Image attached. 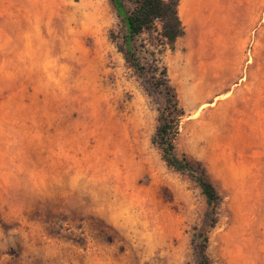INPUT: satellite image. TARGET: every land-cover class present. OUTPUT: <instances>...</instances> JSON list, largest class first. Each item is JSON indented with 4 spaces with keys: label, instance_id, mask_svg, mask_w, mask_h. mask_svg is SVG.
I'll use <instances>...</instances> for the list:
<instances>
[{
    "label": "rangeland",
    "instance_id": "obj_1",
    "mask_svg": "<svg viewBox=\"0 0 264 264\" xmlns=\"http://www.w3.org/2000/svg\"><path fill=\"white\" fill-rule=\"evenodd\" d=\"M178 14L173 46L159 23L133 39L140 76L110 0H0V264H198L199 248L264 264V0ZM163 78L183 109L175 152L221 196L209 229L200 187L151 142Z\"/></svg>",
    "mask_w": 264,
    "mask_h": 264
},
{
    "label": "trees",
    "instance_id": "obj_2",
    "mask_svg": "<svg viewBox=\"0 0 264 264\" xmlns=\"http://www.w3.org/2000/svg\"><path fill=\"white\" fill-rule=\"evenodd\" d=\"M131 8L126 7V0H110L120 22L118 36L112 33L115 38L118 51L126 63L132 67L137 74H144L139 57L132 44L133 39L140 33L153 29L160 24V35L166 43L173 46L175 40L184 34V26L178 14L179 0H128ZM117 38V39H116ZM114 41V40H113ZM161 73L166 76L163 68ZM163 86L165 104L160 107L158 125L152 135L151 142L159 149L162 160L165 164L180 173L188 175L200 187L206 203V226L211 228L216 223V209L221 202V196L215 186L208 178L203 164L198 160H190L185 156H178L175 152L174 141L178 133V122L183 114L179 105L174 88L165 78L155 86ZM206 236L204 241H206ZM198 264H206V259L198 250Z\"/></svg>",
    "mask_w": 264,
    "mask_h": 264
},
{
    "label": "bare ground",
    "instance_id": "obj_3",
    "mask_svg": "<svg viewBox=\"0 0 264 264\" xmlns=\"http://www.w3.org/2000/svg\"><path fill=\"white\" fill-rule=\"evenodd\" d=\"M210 48H211V60H210V62H209V67H208V70H209V74L208 75H211L212 76V73H214V71L216 72V71H220L221 72V70H220V64H221V56H220V48H219V43H217V42H214L213 40H209V42H208V44H207ZM210 53V52H209ZM210 55V54H209ZM208 58H209V56H208ZM208 72V71H207ZM217 73H219V72H217ZM216 73V74H217ZM219 76V75H218ZM211 78V77H210ZM215 80V79H214ZM211 83V85L213 86L214 85V83H213V81H211L210 82ZM199 84V83H198ZM200 85H202V84H200ZM200 85H197V87L198 86H200ZM205 86V85H204ZM200 88V87H199ZM208 88V87H207ZM209 88H210V86H209ZM195 89V86L192 88V93H193V95L195 96H197L198 94H197V92L198 91H200V90H198V91H195L194 90ZM209 90V89H208ZM212 91V90H211ZM201 92V91H200ZM205 92V91H204ZM214 92V91H213ZM192 95V94H191ZM192 95V96H193ZM205 95H207V93L206 94H204V96ZM195 96V97H196ZM199 96H200V94H199ZM105 186V185H104ZM112 187V186H111ZM93 193V192H92ZM93 195V194H92ZM124 196V195H123ZM122 198V197H121ZM124 198H125V196H124ZM123 203V202H122ZM124 204V203H123ZM126 204V203H125ZM134 219V218H133ZM124 226V225H123Z\"/></svg>",
    "mask_w": 264,
    "mask_h": 264
}]
</instances>
